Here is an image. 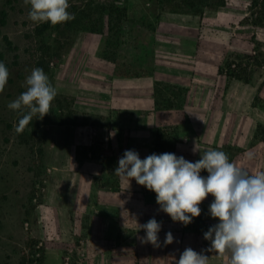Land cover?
Returning <instances> with one entry per match:
<instances>
[{
    "label": "rangeland",
    "instance_id": "obj_1",
    "mask_svg": "<svg viewBox=\"0 0 264 264\" xmlns=\"http://www.w3.org/2000/svg\"><path fill=\"white\" fill-rule=\"evenodd\" d=\"M89 1L69 0L68 11L73 13L77 8L82 9ZM93 1V6L113 2L115 6L127 10L124 46L119 50L122 60L133 63L142 57L144 62L150 55L153 57V34L157 26L163 29L184 28L186 33H191L193 29L197 35L202 29L206 30L216 39L213 41L216 46L213 52L216 53L219 42L223 47L233 45L234 52L226 50L223 54L219 65L223 72L220 75L227 80H235L243 91L252 95V102L246 112V98L243 96L245 111L240 118L247 129L241 131V148L223 145L216 150L224 151L230 162L251 174L264 171V0H258L256 5L251 0H224V7L205 8L201 15L161 11L157 0ZM28 11L29 7L23 0H0V20L3 14L5 22L0 27V62L9 70L8 82L0 92V264H77L85 256L79 247L93 242L90 240L91 222L77 221L79 216L105 217L111 208L121 211V207H107L104 195L97 206H77V169L83 160L80 153L83 155L88 147L79 145L77 148V125L83 121L81 114H78L77 121V103L75 105L77 42L80 38L86 42L100 40V55L108 37L107 18L103 16L96 27L101 31L99 34L88 32L86 26L79 30L77 26H66L65 23L70 21L38 25L29 20ZM178 15L196 21L204 20L191 29L184 25H170L175 24ZM46 24L49 28L37 35L36 29ZM92 34L94 36H90ZM227 62L233 63L234 67L228 69ZM34 68L43 69L57 89V96L43 120L34 117L24 131L17 134L15 126L20 114L8 109L7 105L26 90V77ZM233 68L236 69L235 75L241 76L242 80L228 76ZM166 97L174 102L168 94ZM69 100L73 102L74 114L67 117V110L63 108ZM181 100H184L183 96ZM105 118L95 125H79L91 128L78 133L85 134L83 138L86 141L88 138L94 141L96 128L108 123V118ZM254 126H260V130L250 144L246 138ZM165 129L172 132L176 145L182 131L175 127ZM235 134L238 135L236 131ZM77 151L80 152L78 161ZM112 166L111 161H103V169L113 172ZM106 181L109 185V178L102 181L103 184ZM213 225L212 218H195V237H174V242L167 248L170 253L137 255L122 252L118 247L113 253L97 256L109 264H176V259L185 248L200 252L210 247L204 233ZM99 227L103 229L104 224ZM119 241L120 235L117 239H105L103 245L116 247L120 245ZM206 254L210 256L209 264H229L227 253ZM67 257L68 262L65 260Z\"/></svg>",
    "mask_w": 264,
    "mask_h": 264
},
{
    "label": "crops",
    "instance_id": "obj_2",
    "mask_svg": "<svg viewBox=\"0 0 264 264\" xmlns=\"http://www.w3.org/2000/svg\"><path fill=\"white\" fill-rule=\"evenodd\" d=\"M176 20L175 24L170 25H184L191 29L204 19L196 21L178 15ZM183 29L156 27L152 44L153 74L144 77L116 76L114 65L99 55L100 40L86 42L80 38L77 42V114L108 118L106 126L96 128L94 141L89 138L86 141L83 138L85 134L78 133L91 127L77 126V148L79 145H88L83 155L77 151V161L79 153L83 158L77 169V206H97L104 195L107 207H121L120 212L114 210L117 208H111L105 217L79 216L77 221L91 222L90 240L93 242L79 247L85 256L77 264H109L97 255L113 253L118 247L122 252L137 255L170 253L167 248L171 245L162 244L167 232H171L173 237H195V218L187 227L173 223L169 216L160 211L155 194L138 185L135 180L129 185L114 175L118 160L126 150H135L144 159L154 153L156 130L174 127L182 133L173 153L189 161L199 160L201 154L211 148L242 146L241 131L246 130L247 125L242 124L240 117L243 111H248L252 95L243 91L235 80H227L218 73L223 54L226 50L234 52L235 47H223L218 41V53L213 52L216 49L213 41L216 39L211 33L202 29L197 35L193 29L191 33ZM155 82L185 90L181 110L155 108ZM243 96L246 98L245 110ZM256 131L257 126H254L246 138L250 144L252 138L257 137ZM107 160L113 163V172L103 169V161ZM201 175L206 176L207 172ZM106 178L110 180L109 185L107 181L105 184L102 182ZM99 179L102 181L98 182ZM213 199L208 196L201 203L198 219L211 218L208 207ZM152 218L162 224L159 247L141 243L140 240L145 233L139 230V225ZM216 223L218 221L214 220ZM102 224L104 228L100 229ZM119 235L120 245H103L105 239H117Z\"/></svg>",
    "mask_w": 264,
    "mask_h": 264
},
{
    "label": "clouds",
    "instance_id": "obj_3",
    "mask_svg": "<svg viewBox=\"0 0 264 264\" xmlns=\"http://www.w3.org/2000/svg\"><path fill=\"white\" fill-rule=\"evenodd\" d=\"M29 7L28 18L35 24H63L75 19L68 11L69 0H23ZM9 70L0 62V92L8 82ZM26 90L8 109L18 112L15 132L20 134L33 118L43 120L57 96L43 69L34 68L25 80ZM111 135H114L112 133ZM249 159L251 155L249 154ZM206 171L207 175H201ZM114 175L132 180L155 193L156 204L173 223L187 227L201 215L200 205L208 196L214 199L208 213L218 223L204 233L210 247L200 252L188 247L176 264H209L206 253L229 254V264H264V171L251 174L230 162L221 150L209 149L193 162L175 153L151 154L144 159L135 150H126L118 160ZM135 219V218H134ZM145 235L141 243L159 247L162 224L155 218L139 225ZM174 237L165 234L163 243L171 245Z\"/></svg>",
    "mask_w": 264,
    "mask_h": 264
},
{
    "label": "trees",
    "instance_id": "obj_4",
    "mask_svg": "<svg viewBox=\"0 0 264 264\" xmlns=\"http://www.w3.org/2000/svg\"><path fill=\"white\" fill-rule=\"evenodd\" d=\"M93 0H90L89 3H85L82 9L77 8V11H73L75 19L65 23L66 26L72 27L77 26L79 30L82 26H86L85 30H88L90 33H101L96 27L103 19V16L107 18V34L105 46L100 53L102 59L111 62L114 64V74L119 77L124 78H135V77H144L151 76L153 74V57L150 55L146 61L143 62L142 57L137 58L136 61L129 62L128 60H122L123 56L120 55L119 50L123 48V40L125 38V27L127 21V10L125 7L119 8L113 4V2H108L104 4H97L93 6ZM160 10L174 14H180L183 12H190L194 15H201L203 9L213 8V7H224V0H157ZM251 3L256 5L258 0H251ZM97 15V18L95 16ZM4 16L0 20V27L4 26ZM49 28V25H43L39 29H36L37 35H41ZM154 30V28H152ZM1 34V33H0ZM4 40H7L6 37H3ZM122 60V62H121ZM233 63L227 62L226 66L228 69L231 68ZM143 68V69H141ZM223 68L219 67L218 73L222 74ZM236 69L230 71V77H234L238 80H242V77L235 75ZM154 96H155V108L162 109H181L183 101L181 97L185 92L184 89L171 86L161 82L154 83ZM171 97V100L174 99V102H171L170 99H167V94ZM177 100V102H176ZM181 100V101H180ZM160 103L162 105H160ZM167 103V104H166ZM58 107H61V103L57 101ZM72 100H69L68 104L63 108L67 110V117L74 114L72 111ZM163 108V109H164ZM62 109V107H61ZM83 121L78 123L79 125H95L99 121H103L106 118L102 116H96L92 114H81ZM78 121V114H77ZM77 125V126H79ZM260 130V126L257 127V134ZM155 145L154 153L162 154L165 152H174L175 143L173 141V134L169 129H157L155 133ZM153 193V192H152ZM155 194V193H153Z\"/></svg>",
    "mask_w": 264,
    "mask_h": 264
},
{
    "label": "built area",
    "instance_id": "obj_5",
    "mask_svg": "<svg viewBox=\"0 0 264 264\" xmlns=\"http://www.w3.org/2000/svg\"><path fill=\"white\" fill-rule=\"evenodd\" d=\"M232 67H234V65H232ZM65 260H66V262H68L69 258L67 257Z\"/></svg>",
    "mask_w": 264,
    "mask_h": 264
}]
</instances>
